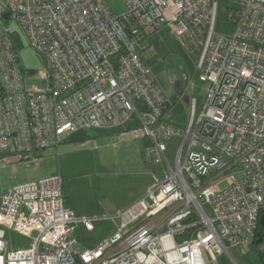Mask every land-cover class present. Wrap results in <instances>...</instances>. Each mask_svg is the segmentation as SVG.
<instances>
[{
    "label": "built area",
    "instance_id": "obj_1",
    "mask_svg": "<svg viewBox=\"0 0 264 264\" xmlns=\"http://www.w3.org/2000/svg\"><path fill=\"white\" fill-rule=\"evenodd\" d=\"M0 0V159L38 161L82 129H115L146 140L160 166L153 184L117 213L114 230L81 244L59 172L15 185L0 204V264H222L250 247L264 212V0H227L230 31L216 30L218 0ZM15 20L20 30L10 29ZM170 23L198 39L202 108L191 98L186 127L166 120L171 103L144 54ZM21 39L16 47L14 35ZM27 40L45 59L46 88L25 83ZM179 144L169 156L168 142ZM3 159V158H2ZM225 182L224 185H221ZM7 230L32 241L14 247Z\"/></svg>",
    "mask_w": 264,
    "mask_h": 264
},
{
    "label": "rangeland",
    "instance_id": "obj_2",
    "mask_svg": "<svg viewBox=\"0 0 264 264\" xmlns=\"http://www.w3.org/2000/svg\"><path fill=\"white\" fill-rule=\"evenodd\" d=\"M116 15L127 11L125 0H106ZM227 0H218L216 30L230 31L231 25L224 19ZM9 28L20 30L15 20L9 21ZM154 50L146 55L158 81L170 97V110L166 120L186 127L190 115L191 98L197 97V110L202 108L207 82L199 80L197 60L200 55L198 39L181 38L170 23L158 28L151 35ZM22 66L29 69L25 83L46 88L49 76L44 57L27 40L19 50ZM171 72L177 75V85L171 81ZM178 90H181L179 92ZM115 132V133H114ZM122 129H87L86 140L81 136L72 139L67 136L56 149L38 152V161L17 159L7 153L0 159V194L9 188L59 172L63 178V191L69 205L80 216L93 218L94 228L87 229L79 222L76 232L84 246L97 244L114 229V223L105 215L124 209L153 184V172L160 166L145 159L142 141ZM69 138V140H68ZM174 138L168 142L169 156L179 144ZM222 182L221 185H224ZM141 193V194H140ZM140 194V195H139ZM129 203V204H128ZM6 237L14 247L31 244V237L17 231L7 230ZM259 252L264 254V244L247 248H231L234 260L239 264H264ZM222 264H235L229 255L221 256Z\"/></svg>",
    "mask_w": 264,
    "mask_h": 264
},
{
    "label": "trees",
    "instance_id": "obj_3",
    "mask_svg": "<svg viewBox=\"0 0 264 264\" xmlns=\"http://www.w3.org/2000/svg\"><path fill=\"white\" fill-rule=\"evenodd\" d=\"M14 40H15L16 47H19L21 45V39L19 38V36L17 34L14 35ZM86 130L87 129H82V130H79V131H75V132H72L71 134H69L68 136H69L70 139H72L74 136H81L83 138V140L85 141L86 138H87L86 137V133H85ZM66 138L67 137H65L64 139H66ZM69 138H68V140H69ZM262 228L263 227L261 225H259L258 230L262 229ZM258 230H257V233H258ZM256 240H257V235L255 236V238H254V240H253V242L251 244L252 246L255 244ZM259 255H260L261 261L264 263V254L259 252Z\"/></svg>",
    "mask_w": 264,
    "mask_h": 264
},
{
    "label": "crops",
    "instance_id": "obj_4",
    "mask_svg": "<svg viewBox=\"0 0 264 264\" xmlns=\"http://www.w3.org/2000/svg\"><path fill=\"white\" fill-rule=\"evenodd\" d=\"M151 40H152V39H151ZM150 52H151V51H150ZM150 52H147V53L144 54V59H145V61H146L147 63H148V61H147L146 55H149ZM148 64H149V63H148ZM149 65H150V64H149ZM150 66H151V65H150ZM195 97H196V96H195ZM196 99H197V97H196ZM169 110H170V106H169ZM169 110H168V111H169ZM166 116H168V113H167ZM88 129H93V128H88ZM115 129H117V128H115ZM119 129H120V130H121V129L124 130L125 127H120ZM101 130H104V131H105V129H101ZM114 133H115V132H114ZM139 139H141V141H142V151H143V154H144V147H145V144H146V140H144V139H142V138H139ZM145 191H146V190H145ZM144 193H145V192H144ZM144 193H142V194H144ZM64 194H65V192H64ZM140 194H141V193H140ZM140 194H139V195H140ZM142 194H141V195H142ZM2 195H3V194H0V204H1V200H2ZM141 195H140V196H141ZM66 196H67V195H66ZM140 196H139V197H140ZM137 198H138V197H137ZM66 199H67V197H66ZM134 200H136V199H133V201H134ZM133 201H132V202H133ZM67 204H68V206H70V205H69V200H67ZM128 204H129V203H128ZM70 207H71V206H70ZM71 208H72V207H71ZM84 226H85V225H84ZM94 226H95V225H94ZM114 228H115V227H114V225H113V229H114ZM111 233H112V232H111ZM111 233H110V234H111ZM80 242H81V241H80ZM100 242H101V241H100ZM98 243H99V242H98ZM98 243H97V244H98ZM81 244H82V243H81ZM93 245H96V244H90V245H87V246H93Z\"/></svg>",
    "mask_w": 264,
    "mask_h": 264
},
{
    "label": "water",
    "instance_id": "obj_5",
    "mask_svg": "<svg viewBox=\"0 0 264 264\" xmlns=\"http://www.w3.org/2000/svg\"><path fill=\"white\" fill-rule=\"evenodd\" d=\"M171 81L173 85H177V75L174 72H171ZM178 91L181 92V90ZM260 225L264 227V212L260 217ZM262 236L264 237V233L262 234Z\"/></svg>",
    "mask_w": 264,
    "mask_h": 264
},
{
    "label": "flooded vegetation",
    "instance_id": "obj_6",
    "mask_svg": "<svg viewBox=\"0 0 264 264\" xmlns=\"http://www.w3.org/2000/svg\"><path fill=\"white\" fill-rule=\"evenodd\" d=\"M263 227V226H262ZM264 233V227L262 229L258 230L257 233V240H256V244L260 245V244H264V237L262 236V234Z\"/></svg>",
    "mask_w": 264,
    "mask_h": 264
}]
</instances>
